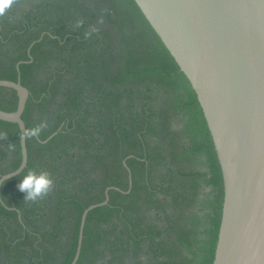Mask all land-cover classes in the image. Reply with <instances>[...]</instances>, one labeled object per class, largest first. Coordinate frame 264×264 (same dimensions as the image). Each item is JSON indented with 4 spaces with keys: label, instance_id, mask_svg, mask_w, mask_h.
Wrapping results in <instances>:
<instances>
[{
    "label": "trees",
    "instance_id": "trees-1",
    "mask_svg": "<svg viewBox=\"0 0 264 264\" xmlns=\"http://www.w3.org/2000/svg\"><path fill=\"white\" fill-rule=\"evenodd\" d=\"M17 64L22 119L46 127L1 185L0 264H70L83 210L109 187L75 264H212L216 152L195 92L135 1L13 0L0 15V79L16 80ZM16 105L0 86V109ZM19 138L0 119V176L18 167ZM30 169L52 179L34 201L17 187Z\"/></svg>",
    "mask_w": 264,
    "mask_h": 264
},
{
    "label": "water",
    "instance_id": "water-1",
    "mask_svg": "<svg viewBox=\"0 0 264 264\" xmlns=\"http://www.w3.org/2000/svg\"><path fill=\"white\" fill-rule=\"evenodd\" d=\"M134 1L195 92L216 152L223 198L212 264H264V0ZM17 70L16 80L0 79L17 93L15 110L0 109V119L17 124L21 152L18 167L0 176L2 203V183L28 158L22 113L29 90ZM109 188L83 210L70 264L88 212L107 203Z\"/></svg>",
    "mask_w": 264,
    "mask_h": 264
},
{
    "label": "clouds",
    "instance_id": "clouds-1",
    "mask_svg": "<svg viewBox=\"0 0 264 264\" xmlns=\"http://www.w3.org/2000/svg\"><path fill=\"white\" fill-rule=\"evenodd\" d=\"M13 0H0V15H3L6 10L12 5ZM46 124L41 123L31 129H26L24 132L25 137L37 136L41 133ZM11 147V145H10ZM52 184L51 176L47 170L30 169L22 179L19 180L17 187L23 192L26 200H36L49 191Z\"/></svg>",
    "mask_w": 264,
    "mask_h": 264
}]
</instances>
